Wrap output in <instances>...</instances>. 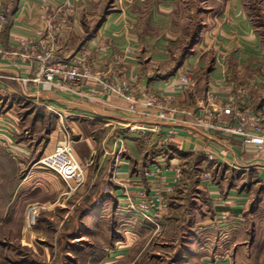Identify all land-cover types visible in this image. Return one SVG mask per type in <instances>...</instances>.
I'll use <instances>...</instances> for the list:
<instances>
[{
    "label": "crops",
    "instance_id": "obj_1",
    "mask_svg": "<svg viewBox=\"0 0 264 264\" xmlns=\"http://www.w3.org/2000/svg\"><path fill=\"white\" fill-rule=\"evenodd\" d=\"M90 2L50 0L49 7L53 13L57 9V15L66 13L69 23L73 21L77 25L81 9L89 7ZM208 5L204 9L206 13L200 17L201 28L196 34L198 37L195 36L197 42L191 43V51L174 66H168L174 55V45L185 32L178 19V0H116L115 9L100 21L94 34L85 40V45L103 60H107L112 49L133 47L136 54L127 59L123 71L132 80L136 93L156 91L163 97H171L174 106L197 109L200 114L203 113L200 107L207 102L210 81L222 82L226 75L240 84L260 79L258 88H249L247 102L264 116V34L251 8L246 0H208ZM44 6L43 0H0V14L7 19L1 35L4 51L18 50L14 34H34L43 27L41 14L45 12ZM64 32L53 44L55 59L66 60L73 54L69 52L67 42L75 31L68 29ZM46 34L45 30L44 41L47 40ZM45 50L39 49L35 53H44ZM32 51L27 52L32 55ZM142 55L148 56L144 62L141 61ZM17 62L11 64L0 55V137L7 141L4 144L5 159L0 157V169H4L2 176L11 182H4L7 188L4 195H0L7 201L2 205L4 214L0 217V226L7 224L8 216L19 212L24 214L29 203H36L41 211L36 230L67 231L65 256L72 261L80 258L73 252L79 250L76 248L79 239L81 248H84L90 244L83 239L87 233L103 232L107 222L119 225L124 220L126 211L121 205L123 184L131 180L134 192L147 189L148 179L144 175L147 167L163 164L166 173L172 176L171 169L175 163L181 162L183 155L207 158L205 147L210 145L216 153L213 161L233 170L258 173L259 179H264V153L238 138L183 124L180 126L181 139L177 140L180 147L171 144V149L165 150L159 135L148 141L136 129L140 123L157 121L154 113L128 110V101L117 94L104 101H88L63 89L27 81L25 79L37 76L43 63L33 57L19 58ZM181 71L197 80L196 91L169 86L170 79ZM227 90V84L222 82L220 92L224 94ZM27 105L32 109L24 111ZM173 124L165 122L163 130ZM42 129L47 131L46 137L39 141L31 138V132L39 135L36 132ZM66 130L71 136L74 157L84 168V183L78 188L69 186L59 174L37 163L43 155L65 141ZM118 138L125 141L121 155L125 156V164L118 169L120 174L116 176L111 170L120 150ZM160 150L166 153L161 154ZM160 156L164 158L162 161ZM207 188L211 200L219 199L225 204L217 208L216 213L236 215L248 200H252L247 189L237 191L231 184L224 189L220 182L210 181ZM58 214H61L59 222L55 220ZM66 225L71 226L65 229ZM38 242L43 245L51 243L44 236H39ZM58 243H52L54 258L60 255ZM0 244L7 245L5 241ZM81 248L78 256H85L84 261L107 262L108 254L103 246L94 253ZM114 248L118 250L121 246Z\"/></svg>",
    "mask_w": 264,
    "mask_h": 264
},
{
    "label": "rangeland",
    "instance_id": "obj_2",
    "mask_svg": "<svg viewBox=\"0 0 264 264\" xmlns=\"http://www.w3.org/2000/svg\"><path fill=\"white\" fill-rule=\"evenodd\" d=\"M207 3L208 0H178V19L184 25L185 32L183 38L174 45V55L168 66H174L186 52L191 51V43L197 42L195 36L201 28L200 17L206 13L204 9L209 7ZM246 3L264 34V0H246ZM115 7L116 0H91L89 7L81 9L78 24L70 21V24L60 28L57 37L65 33L64 30L75 31L67 42L70 45L69 52L74 54L85 45V40L94 34L100 21ZM50 13L54 16L52 23L58 24L60 20L55 17L57 9L55 13L50 9ZM46 32L48 36L49 31ZM146 57L142 55L141 61L144 62ZM52 59L60 60L55 59L54 54ZM27 109H32V106L27 105L24 111ZM36 133L39 135L33 132L30 135L37 141L47 136V131L43 129ZM164 146L171 149L168 144ZM0 148V157L5 159L6 146L2 137ZM180 161L182 180L167 193L169 207L157 224L124 209L126 215L119 225L107 222L103 232L86 234L87 237L83 239L90 241V244L81 248L79 239L76 248L94 253L103 246L108 254L104 264H264V179H259L258 173L233 170L203 155H183ZM0 171V195H4L3 191L7 188L4 182H11L8 177L2 176L4 169ZM210 181L220 182L224 189L230 184L237 191L247 189L252 200H248L236 215L216 213L215 210L225 204L219 199L211 200L208 196L207 182ZM6 202L0 198V217L4 214L2 205ZM26 209L24 214L19 212L8 216L7 224L0 226V243L5 241L7 244H0V264H97L95 260L90 263L84 261L85 256H78V249L73 251L80 257L76 261L65 256L67 231L42 232L36 230V225L33 229H26ZM40 216L41 211L38 219ZM55 218L59 222L61 214ZM39 236H44L51 243L43 245L38 242ZM55 241L59 242L58 248L61 250L57 258H54L55 248L52 247ZM116 246L121 248L116 250Z\"/></svg>",
    "mask_w": 264,
    "mask_h": 264
},
{
    "label": "built area",
    "instance_id": "obj_3",
    "mask_svg": "<svg viewBox=\"0 0 264 264\" xmlns=\"http://www.w3.org/2000/svg\"><path fill=\"white\" fill-rule=\"evenodd\" d=\"M43 1L45 2V12L41 14L43 27L37 29L34 34H14L13 40L18 50L13 52L3 49L1 35L7 19L4 14H0V55H4L11 64H17L19 58L29 57L43 63L36 77L25 80L63 89L88 101H104L113 94L122 96L128 101V110L155 114L157 121L140 123L136 126V129L148 141H152L156 135H159L162 144H173L178 148L180 142L177 140L181 139L180 126L188 124L191 128L198 127L206 132L238 138L246 145H252L260 153H264V116L253 110L247 102L249 88H258L261 84L260 79H255L249 84H240L226 75L222 79L228 88L224 94L220 92L221 81H210L206 92L207 102L200 107L202 114L197 109H181L174 106L171 97H163L156 91L144 90L138 95L132 80L123 71L127 59L136 54L131 46L124 49H112L107 60L97 57L86 45L67 60H53V44L60 33V28L69 23L68 15L66 13L55 15L60 22L53 24L54 16L50 13V0ZM45 30L49 31L46 41L42 39ZM29 49L33 50L32 55L27 52ZM39 49L46 50L44 53L36 54L35 51ZM169 86L172 89L194 92L197 80L185 71H181L170 79ZM139 105L141 108H138ZM165 122L174 124L167 130H163ZM70 138V133L66 130L65 141L58 144L52 152L43 155L37 163L42 168L59 174L69 186L78 188L84 183V168L74 157ZM6 142L4 139V144ZM117 142L120 143V150L117 152L118 157L114 158L115 165L111 173L119 176L118 169L125 164V156H121L125 141L123 138H118ZM205 154L210 160L216 157L210 145H206ZM166 170L163 164L147 167L144 170V175L148 179L147 189L134 192L131 189L132 181L126 180L123 184L124 196L121 204L123 209L129 210L143 220L157 224L169 207L167 193L180 183L183 175L179 163H175L171 169L172 176H169ZM39 212L40 206L36 203L27 207L24 218L26 229H33L37 224Z\"/></svg>",
    "mask_w": 264,
    "mask_h": 264
},
{
    "label": "trees",
    "instance_id": "obj_4",
    "mask_svg": "<svg viewBox=\"0 0 264 264\" xmlns=\"http://www.w3.org/2000/svg\"><path fill=\"white\" fill-rule=\"evenodd\" d=\"M163 146H164V145H163ZM164 148H165V150L168 149V148H166L165 146H164ZM160 153L163 154V153H166V152H164V151L161 152V150H160ZM172 153H173V152H172Z\"/></svg>",
    "mask_w": 264,
    "mask_h": 264
}]
</instances>
